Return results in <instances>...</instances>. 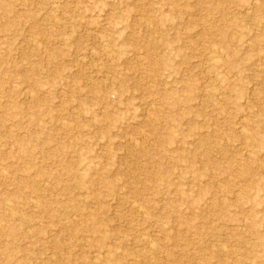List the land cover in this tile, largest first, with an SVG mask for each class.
Listing matches in <instances>:
<instances>
[{
  "label": "rangeland",
  "instance_id": "obj_1",
  "mask_svg": "<svg viewBox=\"0 0 264 264\" xmlns=\"http://www.w3.org/2000/svg\"><path fill=\"white\" fill-rule=\"evenodd\" d=\"M0 264H264V0H0Z\"/></svg>",
  "mask_w": 264,
  "mask_h": 264
},
{
  "label": "bare ground",
  "instance_id": "obj_2",
  "mask_svg": "<svg viewBox=\"0 0 264 264\" xmlns=\"http://www.w3.org/2000/svg\"><path fill=\"white\" fill-rule=\"evenodd\" d=\"M216 63H217V61L215 62V61H213V65H214V67H216ZM221 80V79H220Z\"/></svg>",
  "mask_w": 264,
  "mask_h": 264
}]
</instances>
